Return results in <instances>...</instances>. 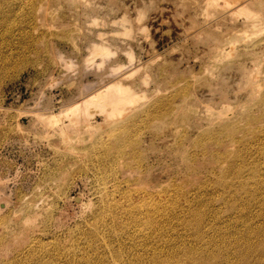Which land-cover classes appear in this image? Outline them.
<instances>
[{
    "label": "rangeland",
    "instance_id": "374dc122",
    "mask_svg": "<svg viewBox=\"0 0 264 264\" xmlns=\"http://www.w3.org/2000/svg\"><path fill=\"white\" fill-rule=\"evenodd\" d=\"M263 245L264 0H0V264Z\"/></svg>",
    "mask_w": 264,
    "mask_h": 264
},
{
    "label": "bare ground",
    "instance_id": "6f19581e",
    "mask_svg": "<svg viewBox=\"0 0 264 264\" xmlns=\"http://www.w3.org/2000/svg\"><path fill=\"white\" fill-rule=\"evenodd\" d=\"M252 22V21H251ZM130 72V71H129ZM129 74V73H128ZM123 75V74H122ZM122 77V76H121ZM116 83H117V85L119 84V82H115V85H116ZM110 85V84H109ZM119 86V85H118ZM118 86H113V85H111V86H104V89L103 90H101L100 89V91H98L96 94H94L93 96H91L88 100H85L84 102H83V104H86V103H88V101L89 100H92L93 98L95 99L98 95L100 96V95H102V96H104V97H106V98H112V97H114V96H116V94H117V92H118ZM120 88H121V86H120ZM120 90V89H119ZM123 91V90H122ZM98 96V97H99ZM97 99V98H96ZM95 99V100H96ZM98 100V99H97ZM104 100V99H103ZM122 100V99H121ZM103 102V101H102ZM98 103V102H97ZM110 104V103H109ZM81 105H82V103H81ZM95 105H97V104H95ZM105 105V104H104ZM117 105V104H116ZM115 105V106H116ZM88 106H89V104H88ZM82 107H84V106H82ZM75 109H79L78 107L77 108H75ZM80 109H81V107H80ZM84 110V109H83ZM84 112V111H83ZM85 113H87V110L85 111ZM250 244V243H249ZM252 245V244H251ZM259 245V244H258ZM264 246V245H263ZM243 247V246H242ZM246 247V246H245ZM250 249V248H249ZM260 249H261V247H260ZM259 249V250H260ZM253 250V249H252ZM261 251V250H260ZM253 252V251H252ZM258 253V252H257ZM257 253H255V255L257 254ZM263 253V252H262ZM247 254H248V252H247ZM260 255H262V254H260ZM242 256V255H241ZM248 257V256H247ZM260 257V256H259ZM263 257H264V255H263ZM245 258H246V255H245ZM203 259V258H202ZM215 261V260H214ZM204 262V261H203ZM217 262V261H216ZM215 262V263H216ZM182 263V262H181ZM176 264V263H175ZM197 264V263H196Z\"/></svg>",
    "mask_w": 264,
    "mask_h": 264
}]
</instances>
